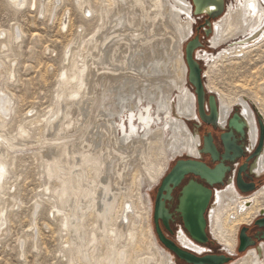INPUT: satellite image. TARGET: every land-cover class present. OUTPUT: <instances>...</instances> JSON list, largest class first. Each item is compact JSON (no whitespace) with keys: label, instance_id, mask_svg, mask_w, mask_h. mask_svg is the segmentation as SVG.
Segmentation results:
<instances>
[{"label":"bare ground","instance_id":"1","mask_svg":"<svg viewBox=\"0 0 264 264\" xmlns=\"http://www.w3.org/2000/svg\"><path fill=\"white\" fill-rule=\"evenodd\" d=\"M170 1L178 9L175 16L170 12ZM234 1L235 7L226 5L224 14L214 21L213 34L209 38L212 49L227 48L216 56L206 53L199 55L201 52H198L196 57L207 62V70L202 72L206 80L205 89L218 101L220 115H228L234 107H240L253 132L251 140L254 142V116L246 101L224 95L211 78L222 67H233L248 61L252 55L264 49V31L249 42L231 47L234 39L246 38V35L253 33L250 31L253 26H261L264 22V11L261 7L258 10V0ZM92 2L76 1L77 9L89 20L96 16L98 25L91 37L83 41L82 51L79 50L83 53L76 51L72 54L67 68L60 71L53 108L42 118L41 137L36 141L40 146L45 178L41 191L53 199L54 211L59 217V232H64L65 241L59 253L65 256V264H129L132 259L134 264H174L171 255L156 243L151 228L153 204L151 206L149 198L142 197L140 200L134 197L137 200L132 202L134 210L141 211L143 208L140 216L148 241L147 252L138 258L130 256L126 250V244L132 247L138 244L134 243L135 211L132 215L128 207L122 208V219L128 223L132 221L130 227L116 223L118 217L115 218V212L117 205L127 204L129 200L125 194L126 184L121 183L125 174L132 173L135 179L143 165L150 190L159 186L174 158L196 155V140L191 138L185 124V121L196 118L195 97L184 88L186 75L181 51V45L193 38L191 28L195 18L190 14L187 0H94L96 4L99 3L97 10L92 8ZM9 3L15 9H23L27 0H9ZM29 5L31 9L36 8L35 1ZM180 13L185 15V22H181ZM165 16L173 24L177 38L155 26L157 21L161 22L162 28H166L168 22L162 21ZM147 24L150 35L143 30ZM63 25L67 27L66 23ZM119 28L125 36H118ZM1 35L5 37V33ZM157 36L161 38H157L159 41L155 40ZM166 37L171 40V46H168ZM11 39L19 43L21 32L15 31ZM0 49L5 51V45ZM168 56H173L170 75L163 72ZM67 57L69 53H65V61ZM1 66L0 62V78L13 82L15 62L11 63L6 74L1 72ZM165 81H171L179 91L176 105L169 101L172 88ZM144 101L157 103L156 115L162 114L167 119L162 123V128L150 130L147 124L153 120L151 105L138 109ZM127 109H130L127 116L129 132L125 134L124 126L119 125L125 131L124 137L119 138L115 118L120 119ZM13 110L12 97L0 88V195L6 189V179L10 175L9 169L13 164L11 156L15 155V151L27 149L31 138L28 125L19 124L14 135L7 132V121ZM32 112L29 111L30 114ZM134 113L146 134L132 143L131 137H134L136 130ZM261 113L260 118L264 122V112ZM41 122L31 121L29 125ZM165 128L169 129V139L160 151L163 164L158 168L151 164L153 162H146V149L149 152L156 146L158 150L159 144L163 145L161 138ZM137 158L144 163L140 165L141 161H137ZM262 161L261 167L264 169ZM11 201L0 209V235L6 224L7 209L17 206L14 198ZM248 203L251 205L249 208ZM35 204L37 209L41 207L38 201ZM255 210L264 212V189L244 199L228 191L216 194L215 205L209 215V231L220 249L228 254L236 253L239 226L248 225ZM89 217L91 223L86 224ZM176 242L196 254L203 251L181 232ZM102 243L105 251L99 253L98 246ZM23 245H20V249ZM232 264H264V247L249 250Z\"/></svg>","mask_w":264,"mask_h":264},{"label":"rangeland","instance_id":"2","mask_svg":"<svg viewBox=\"0 0 264 264\" xmlns=\"http://www.w3.org/2000/svg\"><path fill=\"white\" fill-rule=\"evenodd\" d=\"M34 1L36 2V8L31 9L29 4ZM76 1L77 0H27L25 8L15 9V7L9 3V0H0V35L1 33H5V37L1 35L0 38V47L5 45V51L0 49L1 72L6 74L11 63L15 62L14 81L10 83L5 78H0V88L6 92V95L12 97L14 104V110L9 117L10 119L8 118L7 121V132L14 135L17 126L19 124H24L25 126H29L31 137L27 144V149L23 148L21 151H15V155L11 156L13 157V164L9 169L10 175L6 179V189H4L0 195V209L3 208L5 203H12V198L15 199L17 205L15 207H9L5 214L6 224L5 227L2 228V233L0 235V264H65L66 262L65 256L59 253L60 247L65 239L63 235L64 232H59V217L54 211L53 199L48 195L44 194V196L41 191L45 183V178L43 175L41 157L39 155L40 146L36 144V141L41 137L42 118L47 111L53 108L54 94L60 71L62 68H67L72 54L79 50L82 51L83 41L91 37L98 25L96 16L89 20L77 9ZM91 1H93L91 5L92 8L97 10L99 3L96 4L94 0ZM187 1L189 2V0ZM169 3L170 12L175 16L178 9L171 1ZM225 3L227 6L235 7L234 0H226ZM41 5H43L42 8ZM41 10L43 13H41ZM165 17L166 18L162 21H167L168 23L166 24L169 28H167V25L166 28H162V25H160L161 22L158 23L157 21L155 22V26L160 28L161 31L167 32L170 36L177 38V32L174 30L173 24L167 19L168 16ZM180 20L181 22H185V15L183 13H180ZM63 23H66L67 27L64 28ZM196 24H198V22L195 23L193 28ZM148 27L149 24L144 26L143 30L145 33L148 31L147 34L150 35V29ZM121 30L120 28L118 29V36H125ZM15 31H18L19 34L21 32V41H19V43H15L11 39L15 36ZM157 38L161 39L157 36L155 38L156 41H159ZM166 38L164 39L169 41L168 46H171V40L168 39L169 37ZM184 45L185 42L181 45V51ZM224 49L225 48L222 47L219 50H215L208 44L207 50L202 48L199 55L205 52L209 56H216L218 52ZM81 51H79V54L83 53ZM65 53H69L67 61H65ZM172 58L173 56L169 57L165 62V68L163 70L165 74L170 75V71L172 72V70H170ZM201 66H203V72L207 70V62L201 60ZM211 78H213V83L217 85V88L224 95H228L230 98L235 99L241 98L246 101V105L253 112L254 116L260 114L261 111L262 113L264 112L263 48L252 55L251 59L248 61L241 62L233 67H222L217 72V75H213ZM3 79H5V81ZM204 82H206L205 79ZM165 83L172 88L168 95L169 101L172 105H176L179 91L171 84V81H165ZM161 84L163 86V83ZM184 88L187 89V91L190 90L186 83ZM189 92L191 93L192 91ZM150 105V114L154 121L152 120V125L151 123L147 125L150 130L153 131L162 128V123L167 119L162 114L156 115L157 103L153 102L149 104L147 101H144L142 102V107L138 106V109ZM234 108L240 107L236 106ZM129 110L130 109L124 111L120 119L115 118L116 125H123L126 131L125 133V131L123 132V130H121L120 126L117 127L119 138L124 137V133L128 134L129 132L127 127ZM29 111L33 112L30 114ZM133 115V120H135L133 124L136 130L134 137H131L132 143L135 140H141L142 136L146 134L144 126L136 119V114L134 113ZM31 121H40L41 123L30 126L29 123ZM163 134V139L161 138L163 145L159 144L157 147L158 150L156 146H154V150H149V152L148 149H146V162H153L151 164L156 167L158 166V168L163 164V155L160 151L165 145L166 140L169 139V129L165 128ZM19 144V146H21V143ZM160 146L161 148L159 150ZM10 153L12 154L13 152ZM138 160L139 162L141 161L140 165L144 163L140 158H137V161ZM140 168L141 170H139L135 179L134 176L132 177V173L128 172L122 179L121 183L124 185L126 184L127 191L125 194L127 198L129 196L130 201L128 200L127 204L120 203L122 206L118 203L120 206L117 205L115 212V218L118 217L116 223L123 225L128 224L130 227L132 221L128 223L127 220L122 219L124 211L122 208L128 207V211L132 215L135 211L133 215L136 217L134 222L136 239L134 243L138 244L134 247L127 245L126 242L125 244L127 253L136 258L147 252L148 241H146L147 235L142 229L143 218L140 216L143 213V208L141 207V211L134 210L132 202L138 198L142 200V197L149 198L151 202V196L158 187L155 186L150 190L147 188L148 184L145 179V177H147L145 175L146 171L143 165H141ZM137 194L140 196H137ZM35 201L41 204L39 209L36 208ZM120 207L121 209H119V212L118 208ZM257 212L258 210L253 211L252 218ZM88 222L91 223V217L87 218L86 224H88ZM151 228L153 230L152 219ZM33 239H35V243H33ZM156 243L162 250L167 252L158 241H156ZM20 245H23V247H21L23 251H21ZM98 251L99 253L105 251L103 243L98 246ZM243 256H245V254H239L237 257L235 254L233 258L234 261L230 264L235 263ZM172 260L174 264H182L175 261L173 257ZM129 264H134L133 259Z\"/></svg>","mask_w":264,"mask_h":264},{"label":"water","instance_id":"3","mask_svg":"<svg viewBox=\"0 0 264 264\" xmlns=\"http://www.w3.org/2000/svg\"><path fill=\"white\" fill-rule=\"evenodd\" d=\"M225 0H189L190 14L195 18V22L192 24L191 37L194 34L193 26L203 17H206L204 24L201 26L204 30V36L210 37L213 34V23L218 19L220 15L226 10ZM199 30V29H198ZM193 36L191 40L185 42L182 48V59L185 65V75L191 93L195 97L194 110L197 111L201 119L205 120L204 103L208 102V108L210 111V117L214 120L217 114V100L214 95L208 93L205 89L203 79V66L201 61L197 59L196 54L202 50V42L199 38V34ZM264 31V22L261 28L255 33L250 34L242 43H246L258 37ZM238 118L233 116L230 121V126L234 127L237 131H240V125H237ZM262 143V136L264 134L263 123L259 119L258 121ZM209 146V152L214 154L212 145L205 143V148ZM174 163L169 168L166 175L162 178L157 187L152 208V221L154 223V233L158 243L169 253L175 261L182 264H230L234 261V256L238 254H246L254 246L249 238L246 237L243 228L238 236V245L235 249V254H228L224 250L219 248L220 254H206L204 251L201 254H196L188 249L181 247L174 240L165 237L159 228L158 222L161 221L163 226L168 229L167 221L170 218L168 211L165 208L166 202L171 200V192L174 188L178 187L185 176L193 175L205 180L209 185L219 183L223 177L224 168L216 166L214 169H209L205 165L191 159H183L182 157H176L172 160ZM210 192L202 185L195 181H189L180 191L178 197V204L176 213L179 215L183 223L184 231L187 233L186 238L194 245L203 248L209 240L213 241L210 235L206 233V221L204 218L205 210L209 203ZM259 227H264L263 223H258Z\"/></svg>","mask_w":264,"mask_h":264},{"label":"flooded vegetation","instance_id":"4","mask_svg":"<svg viewBox=\"0 0 264 264\" xmlns=\"http://www.w3.org/2000/svg\"><path fill=\"white\" fill-rule=\"evenodd\" d=\"M258 1V10L261 7V9L264 11V0ZM225 2L224 4L226 5ZM222 15H220L218 19H220ZM205 20L206 17H203L198 21V24H196V26L194 27L193 36L197 34V30L199 29L198 34L202 42V48L204 50H207L209 44L208 39L210 37L204 36V30L201 27L204 24ZM261 26H253L250 31H253V33H255L261 28ZM247 36L249 35H246V37ZM243 38L245 39V36L237 37L236 39H234L230 43L231 47L242 44V40H244ZM225 47L227 48V46ZM216 106L217 114L214 120L210 117L208 102L207 100H205V120L201 119V117L195 110L196 118L192 121L186 122L187 132H190L189 134L191 135V138H195L196 140V155H183V159L195 160L205 165L209 169H214L216 166H221L222 168H224L223 177L219 183L209 185L205 180L199 177L187 175L185 176L181 184L172 190L170 195L171 200L167 201L165 205V208L170 215V218L167 221L168 229L163 226L161 221L158 222V225L161 233L165 237L170 238L175 242L179 232L183 233L184 236L187 235V233L184 231L182 220L176 213V208L180 191L189 181H195L210 192L209 203L204 214V218L206 221L205 231L207 235H210L209 215L212 207L215 205L217 193L228 191L230 194L232 193L238 195L240 198L244 199L251 197L258 193L260 190L264 189V169L261 167V163L263 162L262 160H264V134L262 136L261 146L259 147L261 131L258 121L259 119L261 120L260 114L256 116H254L253 114L255 127L253 129V131L255 132V138L253 142L251 140V134L253 132L249 128V123L243 117L239 108H234L228 115L221 116L218 101ZM234 115H236L238 118L236 124L240 125V131H237L234 127L230 126V121L232 120ZM261 122L263 123L264 127V122L262 120ZM205 143L212 145L214 154H211L208 151L209 146L207 147L208 149L205 148ZM173 164L174 163H172L171 167L173 166ZM155 193L151 196L152 202L154 200ZM250 206L251 205H249L248 203L247 207L249 208ZM263 222L264 212L261 211L252 218L251 222L248 225H242V227H240L238 230L239 236L240 231L245 228L246 237L254 242V246L250 250L257 249L259 246L264 247V227H259L258 225V223ZM152 227L154 231L153 221ZM199 248L202 249L206 254H220L218 250L219 247H217L210 240L203 248ZM238 255L239 254L236 253V257Z\"/></svg>","mask_w":264,"mask_h":264}]
</instances>
